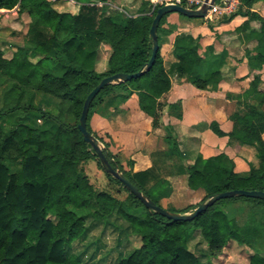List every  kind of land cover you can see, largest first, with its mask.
<instances>
[{"label":"trees","instance_id":"trees-1","mask_svg":"<svg viewBox=\"0 0 264 264\" xmlns=\"http://www.w3.org/2000/svg\"><path fill=\"white\" fill-rule=\"evenodd\" d=\"M73 1L79 7L76 14L55 9L50 0H0V10L17 9L19 15L28 14L31 19L25 42L12 58H6L0 46V94L4 93L0 116H14L15 125L8 133L0 125V264H82L84 255L73 253V244L86 240L93 227L90 223L107 225L114 213L128 225L127 240L139 238L141 243L117 264H201L200 257L188 246L193 229L199 230L207 244L209 259L226 261L227 246L234 241L256 251L249 264H264V256L257 252L264 246V200H221L193 221L174 222L148 210L108 174L112 186L119 188L117 192L127 194L125 199L97 191L91 184L84 165L94 159L101 170L103 166L78 129L84 103L104 78L146 69L153 53L150 30L158 9L152 12L147 0H136L133 7L129 0ZM109 6L117 11L109 13ZM263 8L264 0H241L236 13L219 20L230 23L238 16L246 18L234 33H246L248 44L256 43L253 50L246 51L256 53L249 62L252 70L264 66ZM168 16L158 28L160 49L154 66L140 78L103 89L87 121L88 131L104 145L113 167L160 207L161 200L171 194L169 182L156 174L155 168L139 173L125 170L90 122L94 114L105 115L115 104L137 94L141 110L158 128L163 111L159 99L171 90V75L192 80L200 90L223 80V68L205 78H193L204 62L201 37L186 33L177 35L173 43L178 62L170 70L165 68L160 36L170 34L164 27ZM103 45L111 49V54L107 70L100 73L97 64ZM251 94H257L259 101L248 102ZM46 97L55 98V102L45 104ZM53 104L55 109L51 108ZM263 105L264 82L255 77L250 89L237 100L231 116L233 130L225 133L218 122L210 125L219 137L257 147L258 166L247 173H237L235 163L225 154H199L186 166L175 129L166 126L169 149L163 156L172 161L168 174L184 175L190 190L205 192L197 205L172 212L190 213L218 193L264 192ZM170 108L178 119L182 118L179 105ZM238 203L248 207L243 223L223 208Z\"/></svg>","mask_w":264,"mask_h":264},{"label":"crops","instance_id":"crops-1","mask_svg":"<svg viewBox=\"0 0 264 264\" xmlns=\"http://www.w3.org/2000/svg\"><path fill=\"white\" fill-rule=\"evenodd\" d=\"M147 1L151 3L153 0ZM58 4L60 6H55V9L66 11L63 2ZM74 4L79 10L77 4L75 2ZM15 12L17 15L18 10ZM71 12L76 14L78 11ZM260 13L264 17V8ZM221 17H215L213 21L207 22L204 19H189L180 14H171L167 17L164 26L170 34L160 36L161 54L167 70L178 62L173 53V43L177 35L186 33L194 38L201 37L200 55L204 58V62L197 68L193 78H205L211 72L223 68V80L219 84L212 83L206 90H200L193 85L192 80L171 75L172 88L159 99L163 111L158 128H154L152 118L141 110L137 94L132 95L125 103L115 104L105 115L94 114L91 118V128L109 143L110 152L125 170L139 173L155 168L156 174L169 182L168 192L171 194L160 202L168 211L178 208L174 201L178 197L182 182L193 200L190 205L200 203L205 197V192L190 190L187 186V177L184 175L168 174L172 161L163 156L169 149L166 126L174 127L180 150L185 156L186 166L193 164L199 154L205 157L225 154L228 160L235 163L237 173H247L259 163L256 146L246 145L229 137H219L210 129L211 123L218 122L225 133H230L234 128L231 116L237 109L238 98L250 89L255 77H259L264 82V66L253 70L249 67V62H253V55L256 53L253 51L246 53L247 50H253L256 43L248 44L249 35L246 33L240 35L234 33L246 18L238 16L230 23H219ZM216 19L218 20L211 24ZM16 20H6V24L0 26V46L6 58H12L19 45L24 44L31 23L28 14L18 15ZM210 26H213V29ZM243 58V62L239 61ZM44 101L45 104L55 102L47 97ZM247 101L256 103L259 101V96L251 94ZM172 105L181 107V119H178L176 111L170 108ZM131 161L132 165H130ZM100 170L99 168L96 171L99 176L103 171ZM90 182L97 191L113 194L112 184L107 175L104 183L93 182L91 179ZM223 208L226 213L228 209L234 212V204H226ZM90 225H93L90 233L98 228L105 230L113 228V231L123 235H126L128 227L116 213L111 216L107 225L102 223H90ZM190 240L192 239L189 238ZM228 246L227 261L230 260Z\"/></svg>","mask_w":264,"mask_h":264},{"label":"rangeland","instance_id":"rangeland-1","mask_svg":"<svg viewBox=\"0 0 264 264\" xmlns=\"http://www.w3.org/2000/svg\"><path fill=\"white\" fill-rule=\"evenodd\" d=\"M53 3V6H60L59 2H63L65 5V10L67 11H74L77 12L78 8L75 7L74 1L71 0H50ZM128 2L130 7H133L136 4V0H129ZM120 5V4H118ZM259 8V7H258ZM109 13H113L117 11L115 6H109ZM134 11V10H131ZM2 15L0 17V26L6 24V20H14L17 21L18 18L15 14L16 12L13 11H5L3 10ZM175 15L177 13H174ZM20 18V17H19ZM220 18V17H219ZM218 18V19H219ZM218 19H216L211 24H214ZM26 39V37H25ZM25 41V40H24ZM22 42V40H21ZM111 54V49L108 46L103 45L100 53H99V60L97 64V71L103 73L107 70V59ZM11 55V54H10ZM9 55V56H10ZM55 100V98H52ZM4 102V93L0 94V107ZM56 104H53L52 109H55ZM14 116L6 115L0 116V125L3 128V131L8 133L14 127ZM103 145V144H102ZM104 146V145H103ZM99 166L96 160H91L87 164L84 165V171L87 176L93 181H99L100 183H104L106 179L105 172L101 171V176L98 175L96 171H98ZM169 171V170H168ZM112 192L115 194L116 197L123 200L126 198L127 194L120 190L118 193V187L114 184L112 186ZM192 199L187 192V188L184 183H181L180 189L178 191V197L175 199L174 204L178 207L177 210L181 208H186L192 203ZM239 204V203H238ZM234 206V212L231 210H226L228 214L238 219L240 223L245 221V217L247 214L248 207L240 203L239 205ZM113 228H109L107 230L98 228L89 234L87 240L83 242H76L74 243V249L72 250L73 253L83 254V262L82 264H117L120 258L127 256L134 248L140 246L139 238H132L130 241L127 240V233L126 235L118 234L116 231L112 230ZM199 230L193 229L190 232V240L188 246L190 250L194 251L199 257L201 264H249L250 258L256 253V251L251 250L246 246H240L236 242L231 241L228 245L229 247V261H220V260H212L208 258V248L207 244L203 242L200 237ZM258 253L264 256V246L257 250Z\"/></svg>","mask_w":264,"mask_h":264},{"label":"water","instance_id":"water-1","mask_svg":"<svg viewBox=\"0 0 264 264\" xmlns=\"http://www.w3.org/2000/svg\"><path fill=\"white\" fill-rule=\"evenodd\" d=\"M214 2L215 0H206L205 6L200 10L187 9L179 5H165V6L160 7L156 12V15L154 17L152 27L150 30V36L153 40V53H152V57L146 69L138 73H135V74L119 73V74H115V75L104 78L88 95L84 103L83 110H82V113L79 119L78 129L83 136V140L86 144H88L91 147L95 155L98 157L99 162L103 166L104 172L112 176L113 178L117 179L118 181H120L123 184V186L130 193H132L137 199H139L148 210L154 213H157L158 215H161L162 217H165L166 219L174 221V222L193 221L196 217L206 212L209 208L213 207L217 202L221 200L233 199L237 197L264 200V192L263 191L234 190V191H229V192H224V193H218V194L212 195L206 202L199 205L191 213L180 214V213L168 211L158 206L149 197L145 196L138 188L134 186V184L128 178L124 176L123 173H121L120 171H118L117 169L113 167V165L110 163L109 159L107 158L104 152V146L102 145L100 140L88 131L87 121H88V116H89L91 106L94 100L96 99V97L100 94V92L103 89L111 85H119L121 83H127L133 79L140 78L154 66L156 62V58H157V53L159 52V49H160L158 28L160 26L162 19L165 16L177 13L189 19H204L209 10L208 4L209 3L213 4Z\"/></svg>","mask_w":264,"mask_h":264},{"label":"built area","instance_id":"built-area-1","mask_svg":"<svg viewBox=\"0 0 264 264\" xmlns=\"http://www.w3.org/2000/svg\"><path fill=\"white\" fill-rule=\"evenodd\" d=\"M151 4L152 12L165 5H179L187 9L200 10L205 6L206 0H153ZM208 5L209 10L204 20L211 22L215 17L230 16L236 13L241 6V0H215L213 4L209 3ZM2 11L3 10H0V17ZM15 11H17V9L13 10V12Z\"/></svg>","mask_w":264,"mask_h":264}]
</instances>
